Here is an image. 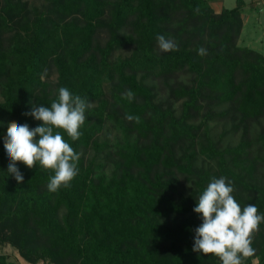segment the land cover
I'll return each instance as SVG.
<instances>
[{"label":"trees","instance_id":"1","mask_svg":"<svg viewBox=\"0 0 264 264\" xmlns=\"http://www.w3.org/2000/svg\"><path fill=\"white\" fill-rule=\"evenodd\" d=\"M236 2L216 12L208 0H0V247L28 264H221L192 251L211 179L264 215V53L238 44ZM157 34L177 50L162 53ZM61 87L91 103L78 140L61 132L77 175L50 192L52 170L17 162V184L7 126H39L24 113ZM251 246L243 264H264V222ZM0 264L19 263L0 253Z\"/></svg>","mask_w":264,"mask_h":264},{"label":"clouds","instance_id":"2","mask_svg":"<svg viewBox=\"0 0 264 264\" xmlns=\"http://www.w3.org/2000/svg\"><path fill=\"white\" fill-rule=\"evenodd\" d=\"M195 11L199 13V7ZM156 41L162 53L177 50L175 41L164 35L157 34ZM198 54L206 55V49H199ZM45 75L41 76L42 80ZM123 95L129 101L134 99L131 90ZM89 107L91 103L86 97L73 95L68 88L61 87L50 107L32 104L30 111L24 113L41 121L39 126L30 129L27 124L14 121L8 124L4 137V149L9 158L7 173L17 184L23 181V174L16 167L17 162L29 169L39 162L42 168L54 173L47 183L48 191L55 192L62 185H69L77 175L80 156L61 132L73 141L78 140L80 128L86 120L85 111ZM125 119L140 122L138 116L126 115ZM233 191L232 183L225 177L212 178L193 208L202 223L194 230L192 251L204 256L214 255L221 264H243V259L253 257L252 233L264 222V215L258 214L257 207L249 204L242 208L232 195ZM254 264L258 262L254 261Z\"/></svg>","mask_w":264,"mask_h":264},{"label":"rangeland","instance_id":"3","mask_svg":"<svg viewBox=\"0 0 264 264\" xmlns=\"http://www.w3.org/2000/svg\"><path fill=\"white\" fill-rule=\"evenodd\" d=\"M31 6L41 7L44 0H24ZM216 12L222 8L231 9L236 6V0H208ZM244 7L242 10L243 28L238 39V44L251 47L264 53V0H243ZM129 50L117 52V56H125ZM55 80V74L51 77ZM1 101V98H0ZM220 127L214 128V133H219ZM110 139L116 136L113 130L108 134ZM102 137V136H101ZM0 253L5 254L7 258L15 263L28 264L18 254V252L9 245L0 247ZM37 264H49L39 261Z\"/></svg>","mask_w":264,"mask_h":264}]
</instances>
